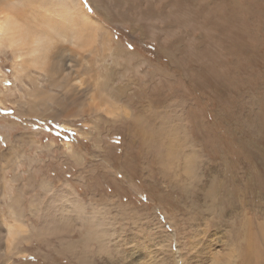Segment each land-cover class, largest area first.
Returning <instances> with one entry per match:
<instances>
[{"label":"rangeland","instance_id":"1","mask_svg":"<svg viewBox=\"0 0 264 264\" xmlns=\"http://www.w3.org/2000/svg\"><path fill=\"white\" fill-rule=\"evenodd\" d=\"M0 1L81 55L0 46V264L264 263V0Z\"/></svg>","mask_w":264,"mask_h":264},{"label":"bare ground","instance_id":"2","mask_svg":"<svg viewBox=\"0 0 264 264\" xmlns=\"http://www.w3.org/2000/svg\"><path fill=\"white\" fill-rule=\"evenodd\" d=\"M4 2L0 1V46H2L3 44L4 45L6 44L7 46H10V47H11V45H14L15 47L19 48L21 53L19 55H17V57L21 56L23 63H25L27 57H31V61L34 64H38L40 67L43 66L47 61H49L50 63H49V67L47 68V73L50 74V76L54 79V81H57V80L61 79L62 77L64 80H66V82L76 81L79 78L78 68L81 66L79 64L80 62L78 63V60L81 56L80 53L75 52L73 54H69L71 57H69L68 60L70 62L67 65L68 61L63 60L61 58V55H64V53H66V51H67L65 47H63V46L55 47L54 46L55 50L52 49L51 53H49L50 49L48 48V45H46V44L42 45V43H41V39L43 36H45V38L48 37L47 42H48V40L50 41V38L55 39L58 36L61 37L62 29L59 28L58 26L57 27L53 26L54 24L49 25L47 28V27H44L43 25H41L42 24L41 23L39 25V31H40L39 35H35V33L33 35L31 33V31H33V30H31V28L28 27L24 21H21L22 19L18 18V15H16L17 13L14 15L11 12V9H14L15 7L12 8V7H10V5L6 6L3 4ZM68 10H70V9L68 8ZM83 11L85 12V14H87V15L89 14L85 8H83ZM69 13L72 14V12L69 11L68 16L70 15ZM62 16L60 17V19H63V20L64 19L69 20V18H70V17L66 16V10H65V12H63ZM71 21H72V19H71ZM85 21H86V19H85ZM61 24L62 23H60L59 25H61ZM56 29L60 30V31H57ZM64 30H65V26H64ZM66 30H67V28H66ZM71 32L73 33V30ZM58 42L59 41H57V43ZM71 42H72V40H71ZM77 42L74 39L73 44H76ZM78 44H77V46H78ZM27 45H31L32 48H28V50H27L26 49ZM81 58H83V56ZM72 62H73V64H71ZM73 66H75V67L77 66V67L74 69ZM258 246H260V245H258ZM255 251H256V248H255ZM258 259H259V256H257L256 264H264L263 262H260Z\"/></svg>","mask_w":264,"mask_h":264},{"label":"clouds","instance_id":"3","mask_svg":"<svg viewBox=\"0 0 264 264\" xmlns=\"http://www.w3.org/2000/svg\"><path fill=\"white\" fill-rule=\"evenodd\" d=\"M97 222L99 224V217H97ZM106 239L107 237L104 228L102 226H98L95 232L87 240L81 241L77 264H95V259L93 257L96 253H101L102 255L107 256L109 253L103 251ZM230 254L233 257L231 264H236L235 254L231 253L230 250H224L223 248L210 253L209 264H218V257Z\"/></svg>","mask_w":264,"mask_h":264}]
</instances>
